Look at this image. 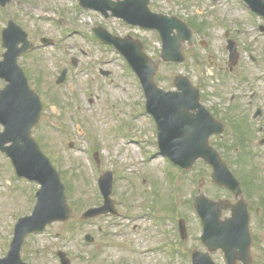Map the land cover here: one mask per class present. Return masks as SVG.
Masks as SVG:
<instances>
[{"label":"rangeland","instance_id":"rangeland-1","mask_svg":"<svg viewBox=\"0 0 264 264\" xmlns=\"http://www.w3.org/2000/svg\"><path fill=\"white\" fill-rule=\"evenodd\" d=\"M15 1L21 4L13 2L0 9V42L12 19L36 45L37 50L19 61L44 105L33 136L69 187L68 200L74 210L71 221L53 224L30 238L25 260L60 264L56 253L62 250L72 264H191L194 251L206 252L194 200L201 192L219 200L222 192L212 183L204 162L184 173L156 154L157 130L143 108L146 101L138 79L123 57L101 45L92 30L103 26L114 35L141 39L156 63L161 53L158 35L116 19L105 20L80 8L78 0ZM151 8L186 21L194 33V45L183 47L185 64L160 62V87L173 90L175 78L183 75L212 100L226 102L236 93L238 98L254 95L264 103V82L258 80L264 70L263 19L253 16L240 0H152ZM42 37L53 39L55 45L43 46ZM227 39L237 42L240 53L232 71L250 81L240 89L228 75L232 66ZM3 53L2 48L0 60ZM252 56L260 62L256 64ZM65 69L67 79L58 85ZM5 85L0 79V90ZM107 171L118 177L112 197L119 215L114 221L106 217L82 222L84 211L103 202L98 178ZM38 190L36 183L19 179L9 158L0 153V258L7 256L16 221L31 214ZM150 218H156L152 228ZM181 219L187 224L186 240L179 233ZM87 234L95 237L93 244L85 241ZM255 234L264 245V228L256 226ZM213 256L217 263H224L222 254ZM259 263L264 264V259Z\"/></svg>","mask_w":264,"mask_h":264},{"label":"water","instance_id":"water-1","mask_svg":"<svg viewBox=\"0 0 264 264\" xmlns=\"http://www.w3.org/2000/svg\"><path fill=\"white\" fill-rule=\"evenodd\" d=\"M0 1L4 5L7 0ZM244 1L253 11L264 16V0ZM80 5L84 9L99 11L107 18H120L131 25L158 31L164 45L163 59L184 61L180 48L187 41L191 43V30L177 18L152 13L149 0H80ZM175 30L177 34L172 35ZM95 33L103 43L113 45L120 51L139 76L146 92L148 111L154 115L159 126L162 155L183 168H190L197 160L204 158L214 168V180L223 183L227 168L218 153L209 146V138L220 132V128H215L210 115L200 107V96L197 91L192 90L189 81L185 78L178 79L182 83L178 85L183 90L182 94L159 89L154 80L157 65L145 54L141 42L116 37L101 27L95 29ZM21 42L24 46L18 48ZM4 46L7 52L4 61L0 63V77L8 84L0 93V123L5 128L0 133V151L12 160L19 177L36 181L42 187L37 193L38 203L33 214L21 219L16 226L10 255L14 264H21L20 251L26 236L31 232L44 230L50 223L68 221L72 210L67 203L66 189L59 172L32 137V129L40 121L43 106L39 95L30 88L17 63L19 56L32 48V45L27 42V35L11 23L4 34ZM64 81L65 73L58 83ZM196 109H199V113L192 114L191 110ZM228 181L231 186L235 185L231 175L228 176ZM101 187L106 206L89 210L84 215L85 218L107 212L111 185L107 186L101 180ZM196 208L204 224L203 241L210 251L223 249L227 264H250L247 218L235 210L232 219L221 221L223 205L210 202L204 196L197 199ZM61 257L66 258V255L61 254ZM193 264L215 262L209 254L197 252L193 256Z\"/></svg>","mask_w":264,"mask_h":264},{"label":"flooded vegetation","instance_id":"flooded-vegetation-1","mask_svg":"<svg viewBox=\"0 0 264 264\" xmlns=\"http://www.w3.org/2000/svg\"><path fill=\"white\" fill-rule=\"evenodd\" d=\"M0 48H3L2 40ZM29 55L30 53L25 54L20 60L27 59ZM20 65L24 69L23 64ZM242 83L243 85L245 83L250 84V81L245 80ZM202 103L225 128V134L216 136L213 143L229 168L233 171L241 189L238 194H233L225 188H219L222 192V197L220 199L234 204L235 206L241 203L246 204L249 210L253 234V243L251 247L252 262L253 264H260L259 261L264 259V245L262 242H257L255 227L264 228L263 100L256 98L254 95L244 98L231 96L229 99H226V102H223L221 99L218 101L212 100L202 94ZM228 139L230 140L228 141ZM228 142L230 144H228ZM230 155H232V157H230ZM230 198H232V201H230ZM155 207L154 205L152 210L153 213L156 211ZM229 213H231V211H229ZM111 219L113 221L115 220L114 217H111ZM32 236L33 235H31V237ZM26 250L27 248H24L22 251L23 261L33 264L24 258Z\"/></svg>","mask_w":264,"mask_h":264}]
</instances>
